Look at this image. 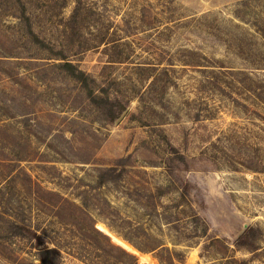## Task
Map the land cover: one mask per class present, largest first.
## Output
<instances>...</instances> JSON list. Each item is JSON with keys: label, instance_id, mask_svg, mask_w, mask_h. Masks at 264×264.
<instances>
[{"label": "rangeland", "instance_id": "rangeland-1", "mask_svg": "<svg viewBox=\"0 0 264 264\" xmlns=\"http://www.w3.org/2000/svg\"><path fill=\"white\" fill-rule=\"evenodd\" d=\"M24 1L46 45L0 0V264H264V0Z\"/></svg>", "mask_w": 264, "mask_h": 264}, {"label": "trees", "instance_id": "trees-1", "mask_svg": "<svg viewBox=\"0 0 264 264\" xmlns=\"http://www.w3.org/2000/svg\"><path fill=\"white\" fill-rule=\"evenodd\" d=\"M21 9L20 17L22 18V23L25 27V32L30 38L40 46L46 45L45 39L41 38L39 34L34 29L32 15L29 12V3L24 0H16ZM80 7L77 5L74 8L73 17L79 14ZM64 56V55H63ZM63 62H60V67L67 71L71 76L79 80L82 85L85 87L88 97L92 102L98 105L103 109L106 117L113 121L121 113V106L117 104L116 99H112L108 94H99L96 93L93 86L91 85L92 77L86 73L83 69L79 68L76 64L67 60V58L62 57ZM102 182L105 181L103 176H101ZM257 235V229L251 226H248L241 236H243L240 244L247 245L248 249L256 250L260 248V245L256 244L255 237ZM41 259L44 260L46 264H58V257L49 256L50 253L56 252V248L49 247L47 244H44V249L41 250ZM133 256V254H131ZM52 258V259H51ZM53 261V262H52Z\"/></svg>", "mask_w": 264, "mask_h": 264}]
</instances>
